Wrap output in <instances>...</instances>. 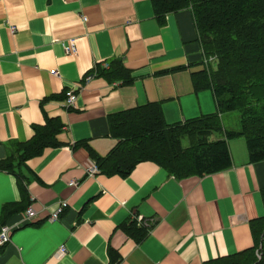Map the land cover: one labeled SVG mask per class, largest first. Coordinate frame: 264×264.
<instances>
[{
    "label": "crops",
    "instance_id": "1",
    "mask_svg": "<svg viewBox=\"0 0 264 264\" xmlns=\"http://www.w3.org/2000/svg\"><path fill=\"white\" fill-rule=\"evenodd\" d=\"M71 38L76 52L67 54ZM116 58L130 83L94 76L79 88L95 64ZM204 66L190 8L159 19L151 0H0V161L35 125L58 124L57 145L15 168L25 191L0 169V214L9 202L40 214L12 231L0 264H204L251 247V222L264 214V160L249 162L243 137L227 140L228 169L203 176L177 179L152 161L126 176L86 172L89 148L104 156L117 142L112 113L152 101L167 123L215 112L212 92L192 88L191 73ZM69 87L77 96L68 109ZM60 200L67 207L48 221ZM134 215L150 225L140 241L121 227Z\"/></svg>",
    "mask_w": 264,
    "mask_h": 264
},
{
    "label": "trees",
    "instance_id": "2",
    "mask_svg": "<svg viewBox=\"0 0 264 264\" xmlns=\"http://www.w3.org/2000/svg\"><path fill=\"white\" fill-rule=\"evenodd\" d=\"M156 16L190 8L198 31L204 68L191 73L194 92L209 89L216 111L181 122L167 123L160 101L147 102L110 114V134L117 142L104 156L89 148L99 172L126 176L137 163L152 161L177 179L203 176L228 169L232 159L228 139L243 137L249 162L264 160V0H151ZM93 76L130 83L132 73L121 59L97 63ZM239 113L236 129L225 127L222 114ZM58 124L48 119L35 125L33 136L15 143V150L0 161V169L14 173L20 191H25L23 176L15 170L19 163L39 155L44 148L57 145ZM223 132V138L211 135ZM23 194V193H22ZM264 203V189L262 190ZM23 201V199H22ZM21 203L1 207L0 226L23 211ZM140 241L148 227L135 220L121 225ZM254 244L244 250L210 259L204 264H264V214L252 220ZM1 250V248H0Z\"/></svg>",
    "mask_w": 264,
    "mask_h": 264
},
{
    "label": "built area",
    "instance_id": "3",
    "mask_svg": "<svg viewBox=\"0 0 264 264\" xmlns=\"http://www.w3.org/2000/svg\"><path fill=\"white\" fill-rule=\"evenodd\" d=\"M85 17H82V20H84ZM13 30V28H12ZM64 51L67 54L70 53H75L76 52V46H75V39L71 38L68 40V43L64 46ZM212 58L204 60L205 62L211 61ZM50 73L53 75H57V71L55 69H51ZM93 76V74H87L84 76L82 79V84L79 85V88L84 84L87 83ZM75 87H69L65 91V103L64 105L69 109L73 108L75 106V100H76V92H75ZM86 172L92 176L95 175L99 172L98 167L94 161H90L89 165L86 167ZM77 181L75 179H72L68 182V185H76ZM67 207V202L65 200H60L58 201L57 205L55 206V209L51 210L47 215L46 219L48 221H55L58 219L59 215L63 212V210ZM132 220L136 221V224L138 226H145V227H150L148 221L144 219L141 215H134L132 217ZM40 219V214L38 210L35 209V207L30 204L28 205L23 211L20 213V219L14 223H5L0 226V248L4 246L6 243L10 241V235L12 231L23 225V224H28V223H33L37 220ZM66 251L65 247H60L59 252L60 254H64Z\"/></svg>",
    "mask_w": 264,
    "mask_h": 264
},
{
    "label": "rangeland",
    "instance_id": "4",
    "mask_svg": "<svg viewBox=\"0 0 264 264\" xmlns=\"http://www.w3.org/2000/svg\"><path fill=\"white\" fill-rule=\"evenodd\" d=\"M210 67H212V68L215 67L214 60H211ZM211 98H212V101H214V98L213 97H211ZM222 119H223V122H224V125L226 126V128H228V129H236V128H238V125H239V113L237 111L224 112L222 114Z\"/></svg>",
    "mask_w": 264,
    "mask_h": 264
},
{
    "label": "water",
    "instance_id": "5",
    "mask_svg": "<svg viewBox=\"0 0 264 264\" xmlns=\"http://www.w3.org/2000/svg\"><path fill=\"white\" fill-rule=\"evenodd\" d=\"M263 234H264V231H263Z\"/></svg>",
    "mask_w": 264,
    "mask_h": 264
}]
</instances>
